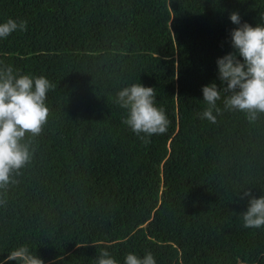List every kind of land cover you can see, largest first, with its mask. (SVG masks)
Listing matches in <instances>:
<instances>
[{
	"label": "trees",
	"instance_id": "trees-1",
	"mask_svg": "<svg viewBox=\"0 0 264 264\" xmlns=\"http://www.w3.org/2000/svg\"><path fill=\"white\" fill-rule=\"evenodd\" d=\"M234 11L264 24V0H0V23L28 21L0 39V68L56 85L0 207V264H18L21 245L45 264H98L104 248L119 264L148 252L157 264H264V227L242 219L247 189L264 196V114L225 109L217 65L236 51ZM213 82L216 123L201 118ZM135 83L155 88L170 121L149 143L116 103Z\"/></svg>",
	"mask_w": 264,
	"mask_h": 264
},
{
	"label": "clouds",
	"instance_id": "clouds-1",
	"mask_svg": "<svg viewBox=\"0 0 264 264\" xmlns=\"http://www.w3.org/2000/svg\"><path fill=\"white\" fill-rule=\"evenodd\" d=\"M230 20L238 25L231 32L235 52L218 58L220 80L226 85L230 95L225 100L226 110H239L250 123H255L264 114V24L255 27L241 22L239 12H232ZM28 21L9 18L0 23V39H7L16 31H27ZM238 57H242L243 60ZM56 87L47 77H33L29 74L17 75L11 66L0 68V207L7 205L6 193L21 170L26 168L34 157L32 141L39 137L48 123L50 107L47 94ZM204 101L209 106L202 119L217 122L220 113L216 102L221 98L220 88L215 82L203 86ZM116 103L127 110L123 123L145 143L147 137L167 132L170 121L166 109L156 105L155 88L135 83L117 93ZM141 133L144 135L141 136ZM26 134H28L26 136ZM244 196L250 203L242 213L243 227H264V196L256 198L247 189ZM9 260L18 264H45L38 255L30 252L25 245L13 250ZM98 264H119L107 248L100 251ZM125 264H157L153 253L144 257L129 253Z\"/></svg>",
	"mask_w": 264,
	"mask_h": 264
}]
</instances>
